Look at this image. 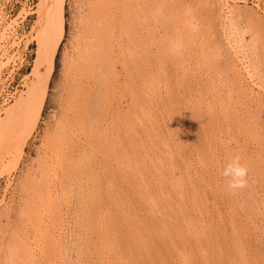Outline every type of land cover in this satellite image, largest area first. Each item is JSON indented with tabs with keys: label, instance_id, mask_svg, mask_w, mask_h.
Here are the masks:
<instances>
[{
	"label": "rangeland",
	"instance_id": "1",
	"mask_svg": "<svg viewBox=\"0 0 264 264\" xmlns=\"http://www.w3.org/2000/svg\"><path fill=\"white\" fill-rule=\"evenodd\" d=\"M93 1L64 0L22 150L28 111L0 133V264H264V0H111L81 184L49 170L46 150ZM44 5L0 0V75L19 83L1 117L36 87ZM232 155L245 189L220 175Z\"/></svg>",
	"mask_w": 264,
	"mask_h": 264
},
{
	"label": "bare ground",
	"instance_id": "2",
	"mask_svg": "<svg viewBox=\"0 0 264 264\" xmlns=\"http://www.w3.org/2000/svg\"><path fill=\"white\" fill-rule=\"evenodd\" d=\"M41 2H43V1H41ZM92 3H93L92 9H91L92 13L90 12L91 10L88 11L92 15L89 16L90 20H88V23H86L85 26L82 28V35L80 37L79 43L77 44V50L75 52L76 53L75 54V60H73L74 64L72 67V72H71L70 76H68L69 80H68L67 90H66V94H65L66 99H65V102L63 103L64 106L62 105L63 107H62V110L60 111L58 118H56L57 120H54L55 122L57 121L56 126L54 128L55 131H54V129H52V131L54 133L53 132H51V134L49 133L50 135H52V133L55 135H53L54 138H50V139H53V141H50L48 149L46 150V154L48 156V158H46V159L49 160V161H47L48 166H46V167H49V170L52 169V171L56 167H59V166H61V168L64 167L63 168L64 171H66V172L71 171L70 174L72 176H74L73 177L74 182L79 181L77 183H81L80 180L84 177L83 175L87 172L85 167H84L85 166L84 159H86V156H88L87 152L89 151L88 150L89 149L88 148L89 137L87 136L88 129L86 128L87 126H86L85 121H84L86 118L84 119L83 116H85V114H88L89 117L87 119L89 121H92V119H94V121H96L95 116L97 117V114L94 115L93 110H96V112H97L98 107H100V104H99L100 99L99 98H100L101 94L96 90L97 89L96 85L98 83V79H100V77H102L103 74H102V65H101V62L98 58V55H99L98 53L100 51H103V52L107 51L108 49L106 48V46H107L106 44L108 42H112V40H113L112 34L109 37L110 34L108 32H106L109 29V25H111V18H110L111 11L109 10V8H111V0H94ZM227 3H229V2H227ZM63 4H64V0H45V5L43 6V8H41L42 9L41 12H43L44 21H46V25H44L46 28V30H45L46 33L42 37V40H40V46H39L40 47V56H39V60H38V62H39L38 66L41 67L42 70L40 72H38V77L36 79L37 82L35 84L36 87H33V85L32 86L30 85L29 88L27 89V91L25 92V94H20L18 97H16L14 102L12 104H10V106H8V108L5 109L4 117L0 116V133H1L5 130L6 127H8V125L10 124V122L12 120H14L18 116L23 115L24 112L26 113V111H28L27 115L26 114L24 115V117L27 120L25 123V124H27L26 125L27 127H25V133L23 135H21L23 142L18 146L19 151L22 150V148H23V145H24L25 140H26V135H28V133L30 131H32L35 128V126L37 125V122L39 120V117H40V114H41V111L43 108L44 98H45L46 91H47L46 90L47 85H48L49 78H50V76L52 74V70H53V63H54L55 54L57 51V47H58V45H59V43L63 37V34H64ZM239 25H240V23H239ZM223 28H222V30H223ZM253 55L256 56L254 53H253ZM0 84H3V82H1ZM5 103H7V102H4V104ZM4 104H1V105H4ZM53 136H51V137H53ZM91 143H93V142H91ZM91 147H92V145H91ZM101 166H103V165H101ZM41 169H42V171L45 170L44 167ZM99 171H101V170H99ZM56 173H55V175H56ZM71 175H70V177H72ZM84 180L85 179H83L82 181H84ZM70 181H73V180H70ZM37 184L38 183H36V185ZM82 191H80V192L82 193ZM115 196L116 195H114V197ZM96 207L97 206H95V208ZM91 208H93V207H91ZM31 221H33V220H31ZM89 221H91V220H89ZM109 230H110V228H109ZM136 232H138V231H136ZM125 234H124V236H125ZM128 235H130V234H128ZM106 236H107V234H106ZM139 236H137V237H139ZM93 242H94V240H93ZM103 242H104V240H103ZM109 242H111V241H109ZM90 244H91V242H90ZM77 249H78V247H77ZM26 250H27V248H26ZM108 251H109V249H108ZM105 257H107V256H105ZM50 260H51V258H50Z\"/></svg>",
	"mask_w": 264,
	"mask_h": 264
},
{
	"label": "clouds",
	"instance_id": "3",
	"mask_svg": "<svg viewBox=\"0 0 264 264\" xmlns=\"http://www.w3.org/2000/svg\"><path fill=\"white\" fill-rule=\"evenodd\" d=\"M248 171V168L241 163V157L232 155L220 175L227 181V187L235 191L248 187Z\"/></svg>",
	"mask_w": 264,
	"mask_h": 264
},
{
	"label": "built area",
	"instance_id": "4",
	"mask_svg": "<svg viewBox=\"0 0 264 264\" xmlns=\"http://www.w3.org/2000/svg\"><path fill=\"white\" fill-rule=\"evenodd\" d=\"M0 105L4 104V102L11 101L19 92L18 86L19 83L17 82L15 85L13 84L14 78L6 73L0 75Z\"/></svg>",
	"mask_w": 264,
	"mask_h": 264
}]
</instances>
